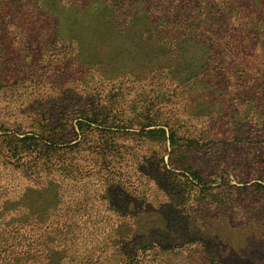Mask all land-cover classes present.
I'll return each mask as SVG.
<instances>
[{
  "label": "rangeland",
  "instance_id": "1",
  "mask_svg": "<svg viewBox=\"0 0 264 264\" xmlns=\"http://www.w3.org/2000/svg\"><path fill=\"white\" fill-rule=\"evenodd\" d=\"M210 2L201 14H229L215 33L224 25L243 33L250 18L264 14V0ZM0 3L9 21L6 34L0 32V264H71L83 255L98 264L103 258L98 248L105 243L111 251L120 227L130 238L119 264H132L133 232L161 222L165 232L190 233L187 243L178 241L183 254L164 256L159 263L147 254L137 264H264V190L258 186H264V134L245 121L235 123L248 115L237 102L261 88L263 49L256 46L246 64L228 55V72L213 91L184 93L163 60V69L153 68L157 56L150 37L136 51L117 32L132 39L145 31L180 32L184 26L176 14L191 6L187 0L90 3L75 12L84 17L68 27L69 43L62 48L47 44L44 28L31 31L30 21H38L41 13L34 1ZM41 4L47 15L62 7L73 11L64 14H74L71 6L77 5L68 0ZM146 13L154 14V32L138 22V14ZM107 18L110 25L102 27ZM224 42L210 47L216 44L226 53ZM247 65L249 73L257 70L253 78L238 71ZM182 73L187 77L190 70ZM212 101L223 107L207 112L204 103ZM144 108L185 120L182 110L196 108L185 124L193 134L190 164L202 183L170 163L157 143L122 123L136 122ZM92 112L106 118L97 127L103 137L88 121ZM114 127L122 133H106ZM5 200L12 202L11 209H3ZM197 232L206 234L204 245L194 240Z\"/></svg>",
  "mask_w": 264,
  "mask_h": 264
},
{
  "label": "trees",
  "instance_id": "2",
  "mask_svg": "<svg viewBox=\"0 0 264 264\" xmlns=\"http://www.w3.org/2000/svg\"><path fill=\"white\" fill-rule=\"evenodd\" d=\"M2 1L4 0H0V2ZM23 1H34L36 9H39L42 13V16L41 13L38 16V21H30L31 31L35 32V30H38V28H44L47 35V44L51 46L60 43L61 45L59 47L62 48L66 46V43H69V40L64 38L70 36L68 27L72 25V27L75 28L73 23H78V19L81 20L82 17H84V14H75V12L82 11L83 8L88 6L90 3H94L99 0H68L72 3L71 5H78L71 6L72 8H74V14H64L65 11H73L68 7H62L59 10L54 11V14L52 13L51 15L46 14V8L44 9L41 4L42 0ZM188 1L191 6L181 8L183 9V13L176 14V18L180 20L181 25L184 26L180 32H170V35L167 36L160 31H157V33H155L154 29L156 28H154V25L156 24V21L154 20V14L146 13L138 14V22H142L146 24L147 27H150L149 29L154 32L152 33V35L151 33L147 35V32L145 31V35L142 36V38H139V36H134V38L132 39L133 36L128 35L125 31H118L117 34L122 36L125 42L132 44L133 48L136 51L139 50V48L145 43V39L147 37H150L148 38V41H151L152 43V48L154 49L152 50V52L157 56L156 58L159 60L158 62L156 59L154 63L153 68L155 69V71L164 68L160 63V61L163 60V62L168 65L167 67H171L169 69L171 77L182 86V89H180L181 92L191 94L199 91H204L208 93L210 91H213L215 87H218L223 76L228 72L227 69H229V67H224L228 55H232L235 59L241 58V62L243 63V61H245L246 64L248 63L247 57L253 55L255 51L254 48L256 46H259L264 50V14H255L253 18H250V20L245 23L246 26H249V29H245L243 33L242 30L241 32H239L235 28L233 29V27L231 28L232 30H228L227 25H224V29L222 28V33L225 34L217 32L215 33V28L217 27L216 25H219L218 28L220 31L223 24L228 20L229 14H201L203 5L205 4V2H210V0H187V2ZM212 2H215V0H211L210 3ZM0 5H2V3H0ZM34 5L32 4V6ZM225 10L226 9H222L219 12L222 13ZM0 13V32L6 34L5 31L9 22L6 18H3V14L7 13L6 8H0ZM206 21L208 22V24H206ZM217 22L219 24H217ZM109 25L110 20L109 18H107L102 27L106 28ZM200 25L203 26L200 27ZM16 29L18 30L19 28ZM205 31L211 34H206ZM236 34L239 35L237 36ZM222 40L225 41V47L227 48L226 53L220 52L216 47V44L214 49L210 47L211 45H214V43H219V41ZM148 62L150 63V60H148ZM237 68L239 73H241L245 77L253 78L251 77L253 76V72L254 74H256L257 72V70H253L252 73H249L248 71L249 69H252V67L248 65L245 68ZM182 70H190V73L187 77H183ZM224 70H226V72L225 74H222L221 71ZM259 83H261V88L259 90L254 91L253 89H251L250 93L245 95V98L242 101L237 102V106L239 108L243 107L242 113H247L248 115H244L245 120H240V118L235 123L241 126V122L245 121V125L251 124V127H257L258 129H260L259 132L264 134V79L260 80ZM240 88L243 89L245 87L240 86ZM204 104H206L207 106V112H209L215 105H218V108L223 107V104L220 101L206 102ZM194 110L196 111V108L182 110L184 112L183 114L186 117V120H188L190 113H194ZM236 111L239 112L241 110L237 108ZM85 115L87 116V114ZM85 115L84 117H86ZM248 116L249 118H247ZM80 117L83 118V116ZM87 117L89 118L88 121L91 124L95 125V128L104 125V123L106 122L104 114L92 112L90 116ZM135 117L136 122H130L131 120L126 119L122 120V123H125V125H131L134 129L139 130V132L143 134V138L148 139V141L157 143L160 149H163L164 154L168 155L170 163H173L175 161V163H178V166L181 167L180 169L187 172L192 177V179H197L198 183H202V176L199 174V171L196 169H192V166L190 164V154L192 146L189 137H191V135L193 134L190 130V127L185 124V119H182L180 116L173 114L166 115L165 113L161 117L160 114L150 113L147 108H144V110L136 114ZM144 119H146L147 121H145ZM78 126L80 133L84 134L85 130L83 129L80 122H78ZM94 130L97 131L100 136H104L102 135V129L97 128ZM106 130H110L109 132H106L107 134L122 133L120 127H114L113 129ZM92 131L93 130H91L90 132ZM46 133H50L49 129ZM51 134L54 135V132H52ZM45 136L48 137V141H53L52 139H54L52 136H50V134H45ZM261 136L264 137V135ZM258 186L262 187V189L264 190L263 185ZM11 203L12 202L8 200L2 202L3 209H11ZM18 204L19 202H15V206L13 207H17L18 209L19 207L16 206ZM164 230L167 229L161 222L160 224H156L155 226H152L150 229L144 230L143 232H133L135 235L132 238L135 240V246L132 247L133 250H130V252L133 254L128 253V256L133 255L132 264L141 262L147 254H152L154 257V261H158L157 263L161 262V259H163L164 256L166 257L173 254H183L180 248V246L183 244L179 245L178 241H182L184 243L183 240L191 237L190 233L186 234L185 232L179 230L176 232H170L169 230L165 232ZM125 231L126 227H120V229L116 233V236L114 237V240H112L111 246L113 249L111 251H108L107 248H105V243L102 244V247L98 248V251L100 249V254H102L103 256L98 264L120 263L119 261L121 259V256L125 255L126 252V245H123V243L126 239L130 238V235ZM0 235H2V232ZM205 236L206 234L203 235L201 232H197L194 240L197 241V243L204 245L206 240ZM155 240H157V242ZM152 242H156V244ZM162 242H166V244H162ZM185 243H187V241H185ZM98 251H96V253H99ZM84 256L85 255H83L78 260L72 259L73 262L71 264H96L88 258L83 259ZM123 259L121 261H123ZM217 262L219 264H227L226 260H217Z\"/></svg>",
  "mask_w": 264,
  "mask_h": 264
}]
</instances>
